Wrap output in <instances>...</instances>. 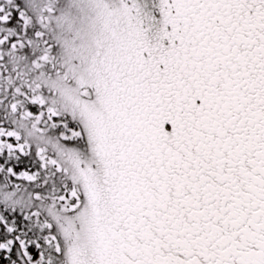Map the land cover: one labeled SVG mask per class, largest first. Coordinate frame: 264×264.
I'll use <instances>...</instances> for the list:
<instances>
[{"label":"snow or ice","instance_id":"snow-or-ice-1","mask_svg":"<svg viewBox=\"0 0 264 264\" xmlns=\"http://www.w3.org/2000/svg\"><path fill=\"white\" fill-rule=\"evenodd\" d=\"M0 264H264V0H0Z\"/></svg>","mask_w":264,"mask_h":264}]
</instances>
